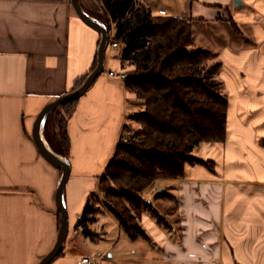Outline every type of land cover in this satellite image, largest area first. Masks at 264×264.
I'll use <instances>...</instances> for the list:
<instances>
[{
    "label": "crops",
    "instance_id": "obj_1",
    "mask_svg": "<svg viewBox=\"0 0 264 264\" xmlns=\"http://www.w3.org/2000/svg\"><path fill=\"white\" fill-rule=\"evenodd\" d=\"M79 1L85 9L97 7L96 0ZM141 1L153 14L195 18L192 27L229 26L214 20L218 10L204 3L219 4L220 14L230 12L242 34L239 24H251L256 47L237 52L225 43L219 56L222 70L229 62L238 64L237 78L258 89H241V80L224 78L225 140L201 143L193 152L213 161L214 172L186 165L182 178L151 183L142 198L164 220L142 209L139 222L147 239L124 240L105 212L116 235L111 238L99 224L100 234L91 241L75 225L136 103L120 75L119 46L109 43L104 71L68 118L64 205L69 230L62 253L49 264H81L85 257L93 264H264V0ZM98 42L99 35L78 18L69 0H0V264H38L55 243L58 172L40 159L33 123L46 104L89 71ZM112 47L118 50L113 56ZM249 53L253 66L244 69L242 59Z\"/></svg>",
    "mask_w": 264,
    "mask_h": 264
},
{
    "label": "trees",
    "instance_id": "obj_2",
    "mask_svg": "<svg viewBox=\"0 0 264 264\" xmlns=\"http://www.w3.org/2000/svg\"><path fill=\"white\" fill-rule=\"evenodd\" d=\"M96 2L101 13L83 9L109 33L112 26L109 43L119 46L117 58L124 69L120 75L136 101L127 119L137 125L124 123L97 190L88 195L75 228L95 241L97 234L88 225L97 221L101 203L130 240L147 239L139 218L151 204L145 203L142 192L155 180L182 178L186 165L199 164L214 172L213 161L198 159L193 152L201 143L225 140L228 101L217 77L220 62L213 61L211 51L194 46L193 17L153 14L141 0ZM204 5L218 10L214 20L227 22L236 35L242 33L227 9L225 15L220 14L219 4ZM96 64L95 55L89 71L67 92L79 88ZM78 101L56 107L43 123L45 142L68 163L67 123ZM149 210L158 222L164 220L155 209ZM59 224L57 213V232Z\"/></svg>",
    "mask_w": 264,
    "mask_h": 264
},
{
    "label": "water",
    "instance_id": "obj_3",
    "mask_svg": "<svg viewBox=\"0 0 264 264\" xmlns=\"http://www.w3.org/2000/svg\"><path fill=\"white\" fill-rule=\"evenodd\" d=\"M69 1L73 11L76 13L78 18L99 35V42L96 51L97 64L79 88L64 93L46 104L38 113L33 123L32 135L35 148L40 159L50 170L58 172L60 174L55 191V205L60 218L58 233L52 249L42 258V260L38 264H49L62 251L69 230L68 217L64 205V192L66 183L70 175V166L67 160L54 154L50 148V152H48V150L46 149L44 145L45 140L42 135L43 123L46 116L53 109L67 102L78 100L82 95H84V93H86V91L94 83L96 78L103 72L105 54L110 39L109 31L106 26L86 13L79 0Z\"/></svg>",
    "mask_w": 264,
    "mask_h": 264
},
{
    "label": "rangeland",
    "instance_id": "obj_4",
    "mask_svg": "<svg viewBox=\"0 0 264 264\" xmlns=\"http://www.w3.org/2000/svg\"><path fill=\"white\" fill-rule=\"evenodd\" d=\"M235 1H240V0H234V2ZM93 11H96L97 13H101V10L99 9L98 3H97V7ZM239 25L243 31V34L241 33L240 36L233 33L228 25H223L222 28H217V27L206 28L209 30H206V29L199 27V26L197 27V25H195V24L192 27L193 36H194V40H195L194 46L209 50L213 53L214 56L218 57V61L220 62V67H219L218 72H217V77L222 82V85L224 86L225 94H227L228 92H227L226 86L224 84V78H227V80L230 79L233 81L235 79H237L238 81L241 80V83L239 86L241 89H248V88L258 89L256 87H253L251 84H248L246 78L243 80L241 78L239 79V77L237 78L236 71H237V68L239 67L238 64H235V63L232 64L229 62V65H227L226 68H224L222 70L223 63H222L221 57L219 55L224 50L225 43H228L227 45H230L231 47L230 46L229 47L232 50L233 49L237 50V52L241 51V50L248 52L250 50H253L256 47L253 45L254 38L250 32L251 24H248L246 22H241ZM117 51H118L117 48L112 47L109 49L108 52L110 55L113 56ZM261 55H263V51L261 52ZM253 61L254 60H252L251 54L249 53L248 55L243 57L242 67L244 69H246V68L251 69L253 66ZM263 69H264V67H263ZM221 71H224L222 75L220 74ZM243 73H244V70H240L238 72V76H240V74H243ZM241 77H243V76H241ZM229 90H230V88H229ZM255 97H257V96H255ZM259 99H260V97H259ZM260 100L264 101V98H261ZM125 123L131 125L132 127H135L137 125L135 122H133L129 119H126ZM261 125H262L261 127L264 128V120L261 122ZM155 187H157V185H155ZM100 205H101L100 213L96 214L97 221L95 223L89 224L88 227L91 231H93L95 234H97V237H98L100 234L99 224H102V225H104V228H106L110 232L111 238L112 237L114 238L116 235V232L114 230H112V218L110 216H108L107 214H103L105 212L109 213V211L106 209L105 206H102L101 203H100ZM121 234H122L121 238H124V240H127L126 235L124 233H121Z\"/></svg>",
    "mask_w": 264,
    "mask_h": 264
},
{
    "label": "built area",
    "instance_id": "obj_5",
    "mask_svg": "<svg viewBox=\"0 0 264 264\" xmlns=\"http://www.w3.org/2000/svg\"><path fill=\"white\" fill-rule=\"evenodd\" d=\"M113 46H116V44H113ZM81 264H93L92 260L85 257V258H82L81 261H80Z\"/></svg>",
    "mask_w": 264,
    "mask_h": 264
},
{
    "label": "bare ground",
    "instance_id": "obj_6",
    "mask_svg": "<svg viewBox=\"0 0 264 264\" xmlns=\"http://www.w3.org/2000/svg\"><path fill=\"white\" fill-rule=\"evenodd\" d=\"M44 145H45V147H46V149L48 150V152H50L49 150V146L45 143V141H44Z\"/></svg>",
    "mask_w": 264,
    "mask_h": 264
}]
</instances>
